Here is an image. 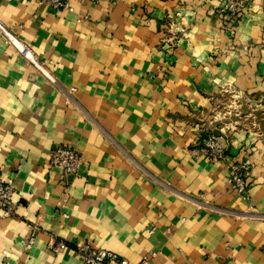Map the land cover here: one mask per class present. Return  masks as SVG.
I'll list each match as a JSON object with an SVG mask.
<instances>
[{
  "label": "crops",
  "instance_id": "crops-1",
  "mask_svg": "<svg viewBox=\"0 0 264 264\" xmlns=\"http://www.w3.org/2000/svg\"><path fill=\"white\" fill-rule=\"evenodd\" d=\"M222 1L0 0L41 65L0 32V175L19 202L0 214V264H82L85 241L130 264H264V0L230 22ZM175 10L186 27L168 46ZM208 133L224 159L195 151ZM58 143L81 153L74 176L48 165ZM244 161L242 197L227 178Z\"/></svg>",
  "mask_w": 264,
  "mask_h": 264
},
{
  "label": "built area",
  "instance_id": "built-area-1",
  "mask_svg": "<svg viewBox=\"0 0 264 264\" xmlns=\"http://www.w3.org/2000/svg\"><path fill=\"white\" fill-rule=\"evenodd\" d=\"M79 1H91L96 3L100 0ZM43 2L55 10H58L59 8H70L69 0H43ZM247 3L248 0H223L220 4V7L217 8V12L224 14L227 21L230 22L238 10L244 8ZM180 29L181 33L179 35H175L177 30H174V33L166 37L168 38V46H173L176 39L179 36L184 35L185 29ZM0 32L2 33L4 39L12 44L22 56L41 69V65L31 54L27 45L23 44L16 37L8 33L1 25ZM223 92L231 94L233 97V105L236 104L237 98L240 97V94L233 89L228 90L226 88L223 89ZM195 151L197 153H202L211 161L222 160L225 158V149L220 143L218 135L214 133H208L206 136H204L201 140V144L196 148ZM81 159V153L77 149L73 148L67 143H58L55 144V146L49 152L48 165L49 167L59 169L64 177L74 176L78 171L79 165L82 161ZM247 165L248 161L232 165L230 174L227 178L228 184L242 197L247 195V177L245 176ZM18 205V200L14 198L13 186L8 181L4 180L0 175V214L2 216L14 215ZM33 241L34 235L29 234L24 247L29 248ZM67 246L68 243L62 239L52 238L48 241V248L53 252L62 250ZM73 250L82 261V264H130L126 257L119 255L112 250L98 248L88 241L74 244ZM261 252L264 256V246L262 247ZM149 260L150 255H143L135 264H149Z\"/></svg>",
  "mask_w": 264,
  "mask_h": 264
},
{
  "label": "rangeland",
  "instance_id": "rangeland-1",
  "mask_svg": "<svg viewBox=\"0 0 264 264\" xmlns=\"http://www.w3.org/2000/svg\"><path fill=\"white\" fill-rule=\"evenodd\" d=\"M172 9H174V8H172ZM179 16H180V13L177 10L173 11L171 13V15L165 16V18L163 19V23H164V29L163 30H164L165 37H167L168 35H171L172 33H174V30H177L175 32V35H179L181 33V29L180 28H182V30L185 29V27H186L185 25L186 24L181 20V18ZM246 109L247 108H246L245 105L244 106L242 105V107L240 108L241 117L238 119V123L239 124L243 125V124H248V122H249L248 117H246V115H245ZM261 115H262L261 118L264 119V117H263L264 113H261Z\"/></svg>",
  "mask_w": 264,
  "mask_h": 264
}]
</instances>
